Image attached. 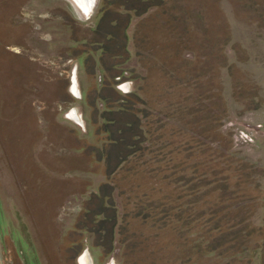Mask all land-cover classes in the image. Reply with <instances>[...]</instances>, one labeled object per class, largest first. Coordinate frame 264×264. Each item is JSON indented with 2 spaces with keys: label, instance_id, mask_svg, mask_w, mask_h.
Returning <instances> with one entry per match:
<instances>
[{
  "label": "rangeland",
  "instance_id": "1",
  "mask_svg": "<svg viewBox=\"0 0 264 264\" xmlns=\"http://www.w3.org/2000/svg\"><path fill=\"white\" fill-rule=\"evenodd\" d=\"M89 9L0 0V264H264V0ZM98 93L141 97L112 178Z\"/></svg>",
  "mask_w": 264,
  "mask_h": 264
},
{
  "label": "trees",
  "instance_id": "2",
  "mask_svg": "<svg viewBox=\"0 0 264 264\" xmlns=\"http://www.w3.org/2000/svg\"><path fill=\"white\" fill-rule=\"evenodd\" d=\"M147 1V0H143ZM159 4L162 0H158ZM148 6H146V9ZM124 51L126 47L124 46ZM128 60V57L125 61ZM115 78V77H114ZM109 85L104 86L106 89ZM108 89V88H107ZM111 93V92H110ZM103 102L107 105L106 109L99 114L103 120V126L98 129L97 136L100 137V142H102V147L95 146L96 156L99 161L105 159L106 165L108 167L107 176L109 178L115 176L118 171L122 168L123 163L140 150L138 144L141 142L138 124L133 121L135 105L140 103L141 97L138 94H130L128 96L115 98L111 94L105 95L103 93H98L96 101ZM144 102V101H143ZM98 113V112H97ZM115 128V130H113ZM136 150V151H135ZM117 158V163H112L113 160ZM113 187L111 183L105 185V188ZM114 224H112V228ZM102 239V238H101ZM108 240V239H107ZM112 243L109 245L111 246ZM112 247L109 248L111 251Z\"/></svg>",
  "mask_w": 264,
  "mask_h": 264
},
{
  "label": "crops",
  "instance_id": "3",
  "mask_svg": "<svg viewBox=\"0 0 264 264\" xmlns=\"http://www.w3.org/2000/svg\"><path fill=\"white\" fill-rule=\"evenodd\" d=\"M189 10V9H188ZM153 11V9H150L146 14H148V13H150V12H152ZM166 46L167 47H169V49H170V47L172 46V44H168V42L166 43ZM159 47H160V45H156V48H157V50H159V54H160V49H159ZM171 51V50H170ZM184 51H186V50H184ZM184 51H175L174 53H172V54H167V60L168 61H175L176 59H177V61L179 62V64L181 63L182 64V62L183 61H185L184 60V58H185V56H184ZM187 53V54H186ZM154 55V54H153ZM185 55H187V56H189L190 55V52L189 51H186L185 52ZM159 56V55H158ZM160 57V56H159ZM159 57H157V55H154V59H155V62H160L162 59L161 58H159ZM158 58V59H157ZM183 60V61H182ZM148 60H146V62H147ZM147 67L146 66H141L140 67V69H141V71L143 72V74L145 73L146 74V70L148 69H146ZM174 71V73L176 74V72H175V70H177V68H176V66H174V67H172V65L170 66V68H169V71ZM147 73H148V71H147ZM144 76V75H143ZM147 75H145L144 76V78L146 77ZM176 76H178V77H180V74H177ZM98 177H97V182L98 183H103L104 181V183H106V182H108L107 181V179H108V177L105 175V174H103V173H99V175H97ZM104 183L103 184H101V185H104ZM110 183V182H109ZM256 251H258V250H256ZM264 253V252H263ZM264 255V254H263Z\"/></svg>",
  "mask_w": 264,
  "mask_h": 264
},
{
  "label": "bare ground",
  "instance_id": "4",
  "mask_svg": "<svg viewBox=\"0 0 264 264\" xmlns=\"http://www.w3.org/2000/svg\"><path fill=\"white\" fill-rule=\"evenodd\" d=\"M77 2L82 6V8H84V9H88V8H92V4H93V0H77ZM89 9V10H90ZM75 88H74V92H75ZM73 117L75 118V119H77V117H76V115H75V113L73 112ZM86 261H87V263L88 264H91V259H90V256H89V254L88 253H85V255L82 257V259H81V263L82 264H86Z\"/></svg>",
  "mask_w": 264,
  "mask_h": 264
}]
</instances>
